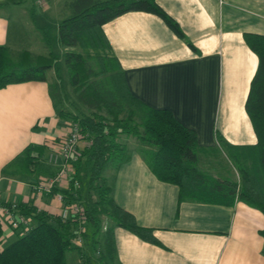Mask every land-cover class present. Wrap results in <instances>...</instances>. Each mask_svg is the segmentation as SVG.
Wrapping results in <instances>:
<instances>
[{
	"label": "crops",
	"instance_id": "0c3cea01",
	"mask_svg": "<svg viewBox=\"0 0 264 264\" xmlns=\"http://www.w3.org/2000/svg\"><path fill=\"white\" fill-rule=\"evenodd\" d=\"M76 1L37 0L31 7L23 0H0V47L15 60L22 52L34 57L64 53L57 30L74 13ZM156 3L177 23L184 40L149 13H126L103 26L130 95L152 109L170 112L196 134L202 149H218L217 137L229 146L254 145L244 106L258 60L244 36H264V0ZM63 12L66 16H59ZM49 15L54 20L50 26ZM48 28L50 38L45 33ZM54 76L57 82L55 72ZM60 112L46 82L0 89V205L23 204L52 219L67 218L55 193H34V184L44 174L11 177L7 173L26 147L38 145L46 146L43 162L50 173L56 172L46 159L72 124ZM129 153L130 160L105 178L115 204L139 227L152 230L159 245L115 227L112 264H264L261 212L240 202L233 207L179 202L178 187L158 181L137 150ZM211 158H202L200 164ZM15 237L6 231L0 250ZM89 250L86 244L81 249L88 264H97ZM70 252L75 255L71 253L69 261L66 256L67 263L82 264L78 252Z\"/></svg>",
	"mask_w": 264,
	"mask_h": 264
},
{
	"label": "trees",
	"instance_id": "16d2710c",
	"mask_svg": "<svg viewBox=\"0 0 264 264\" xmlns=\"http://www.w3.org/2000/svg\"><path fill=\"white\" fill-rule=\"evenodd\" d=\"M130 12L156 15L178 38L185 39L177 23L156 0H77L74 13L57 30L58 42L66 48L64 62L71 92L76 102L91 112L79 116L60 112L62 118L77 126L82 147L72 164L68 186L59 192L67 202L79 201L82 205L80 221L88 230L83 235L84 242L91 251L99 244L102 247L97 264L115 261V227L146 243L159 245L152 230L139 227L132 215L115 204L111 187L103 176L106 170L116 172L130 160L128 148L120 142L122 136L138 142V154L158 181L178 187L179 202L225 207L240 202L264 217V36H244L247 47L258 60L244 106L255 144L229 146L217 137L218 149H202L197 145L196 134L183 127L170 112L152 109L130 95L103 31L108 22ZM46 41L49 43L48 38ZM90 60L95 62V69L89 66ZM57 62L58 57L53 53L34 57L22 52L15 60L9 50L0 47V89L26 82H45V73L50 69L59 78ZM45 151L44 145L26 147L10 165L8 175L53 176L55 172L50 173L43 162ZM221 152L229 159L237 180L217 177L199 167L202 158ZM57 191L54 189L52 194ZM18 210L22 216L33 218L36 225L0 250V264H68L66 253L73 250L78 252L82 264L89 263V258L72 243L79 219H52L47 213L23 204ZM261 236L264 245V228ZM5 237L0 222V244Z\"/></svg>",
	"mask_w": 264,
	"mask_h": 264
},
{
	"label": "built area",
	"instance_id": "2783aa9c",
	"mask_svg": "<svg viewBox=\"0 0 264 264\" xmlns=\"http://www.w3.org/2000/svg\"><path fill=\"white\" fill-rule=\"evenodd\" d=\"M80 138L78 128L75 124L69 127V133L60 137L57 145L47 156V163L50 166L56 167V172L51 177H42L34 184L33 190L36 195H50L54 189H65L68 186V181L72 170V164L77 160ZM75 188L79 185L74 183ZM55 199L58 204L62 205L67 210V218L81 219L83 207L79 201L67 202L61 192H55ZM77 200L78 196L73 195ZM66 218V219H67ZM30 218L22 216L19 213L17 204L0 205V222L3 224L5 231H9L14 236H24L30 227ZM7 231V232H8ZM76 236L72 240L75 247L82 249L85 245L83 235L87 233V228L81 224L75 229ZM100 249L96 251L99 256Z\"/></svg>",
	"mask_w": 264,
	"mask_h": 264
},
{
	"label": "rangeland",
	"instance_id": "374dc122",
	"mask_svg": "<svg viewBox=\"0 0 264 264\" xmlns=\"http://www.w3.org/2000/svg\"><path fill=\"white\" fill-rule=\"evenodd\" d=\"M25 2H27L28 5H30L31 7L34 5L35 2H37V0H23ZM47 0H41V2H46ZM66 13H59V16H66L64 15ZM50 15H52L51 17H56V12L51 11ZM50 15L48 16V25L50 26V22L52 24H54V20L50 21ZM68 16V15H67ZM53 18V19H54ZM67 18V17H66ZM56 21V20H55ZM46 35L48 36V38H50V28H48V30L45 31ZM54 33V32H53ZM66 51H64L65 53ZM64 53L63 52H55V54L57 55V57L59 58L58 63H57V68L59 70V80L56 82L55 76H54V69L48 70L45 73V77H46V83L48 85V87L51 89L52 94H54V99L56 102V106L59 107V110L64 111L65 114H77L78 116L82 114H89L91 113L90 111L86 110L85 108H83L81 105H79L69 86L68 83V74H67V69L65 66V62H64ZM14 57V55H13ZM16 58V57H14ZM89 66L92 67L93 69L96 68V64L94 61L90 60L89 62ZM68 119V118H67ZM69 120V119H68ZM126 140V142H125ZM120 141L122 144L126 145V147L128 148V150H138L139 149V144L138 142L131 138V137H126V136H122L120 138ZM202 170H204L205 172L209 173V174H213L216 175L217 177L220 178H225V179H230V180H237V174L234 171V169L231 166V163L229 161V159L226 157V155L221 152L219 154H217L216 156H214L213 158H211L210 160H208V163H201L199 166ZM103 176L106 177L107 179L110 176V170H106L103 173ZM31 225H29L30 227L35 226L36 222H30ZM8 231V230H7ZM12 239H9L6 241V243L10 242ZM100 244L98 246H96V250L102 248ZM96 250L95 251H91L89 250L87 254L92 255V259L94 261H97V255H96ZM75 255L74 252H70L68 251L66 253L67 259L69 261V257L70 254Z\"/></svg>",
	"mask_w": 264,
	"mask_h": 264
}]
</instances>
